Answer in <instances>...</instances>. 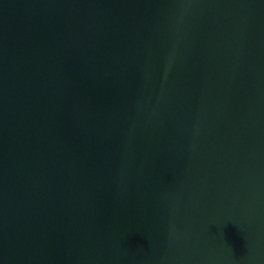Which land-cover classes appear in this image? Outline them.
Returning a JSON list of instances; mask_svg holds the SVG:
<instances>
[{
	"label": "water",
	"instance_id": "obj_1",
	"mask_svg": "<svg viewBox=\"0 0 264 264\" xmlns=\"http://www.w3.org/2000/svg\"><path fill=\"white\" fill-rule=\"evenodd\" d=\"M0 264H264V0H0Z\"/></svg>",
	"mask_w": 264,
	"mask_h": 264
}]
</instances>
